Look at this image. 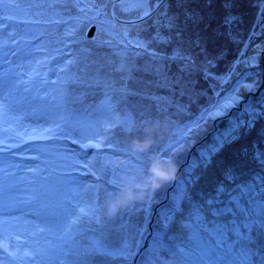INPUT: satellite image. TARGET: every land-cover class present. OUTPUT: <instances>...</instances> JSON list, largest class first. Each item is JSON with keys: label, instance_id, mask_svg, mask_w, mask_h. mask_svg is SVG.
I'll list each match as a JSON object with an SVG mask.
<instances>
[{"label": "rangeland", "instance_id": "obj_1", "mask_svg": "<svg viewBox=\"0 0 264 264\" xmlns=\"http://www.w3.org/2000/svg\"><path fill=\"white\" fill-rule=\"evenodd\" d=\"M47 4L63 5L64 10L57 14L55 11L48 9ZM123 8H128L129 10L123 11ZM155 8H157V5L154 6L153 2L150 7V15L141 20L138 19L141 12L133 8L131 0H126L124 4H121L119 0H116L115 3L112 1L108 2V0H34V6L26 10L27 14L17 13V20L25 19L39 21V23L23 24L13 22L9 28L3 29L0 32V103L6 106L4 114L0 115V148L5 149L3 152H0V189L4 192L3 201L0 204V240H6L9 251H12L17 257L16 259H12L0 252V259L7 260L8 264H34L33 259L30 257L39 260L40 264H58L55 256L58 254L56 250L57 246L61 244V241L58 239L59 233L48 217L47 210H42L40 204L48 200L54 201L59 196L61 185L58 181L61 178L66 176L75 177L86 188H90L97 182L93 172H101L107 161L120 164L126 160L122 154L113 156L114 146L109 147L107 140L103 139V137L100 138L103 146L99 149L81 148L79 144H73L68 139L46 142L29 139L33 135V129H38L43 124L42 113H46L45 103L36 100L35 97L41 95L47 98L48 93L46 88H53L55 84L46 83L45 81L58 80L57 73L50 67L47 54L52 58L55 56L51 52L57 54L61 51L57 49L58 42L52 43L56 34L46 28L45 26L47 25L54 23L56 32H59L58 35L61 32L64 33L63 35L67 34L68 38L66 39L64 38L66 36L61 35V39L64 38L66 42L74 41L73 39H69V36H72L71 34L77 32L74 24L80 25L81 22L80 27L86 30V32L94 29L91 37H87V34L85 35V38L90 41L86 42V46L83 47L84 49L82 48L83 50L81 49V53L84 56L90 55L88 58L90 64L87 65L84 72L87 75L90 73L92 79V86L90 87L91 97H95L99 101V106L109 102L105 100L107 95L105 93L106 90L102 89L101 85L104 86L103 84L107 80L106 85L109 89H111V84H114L115 81L119 84V81H117L119 79L118 75L114 79L111 76L102 75L105 74L106 67L114 63L120 67L135 66L134 69L138 74L135 76V80L138 85H140L142 78L144 79L143 76L146 72L157 76L158 82L163 85L162 91L157 86V81H149L148 79L147 82L143 83L144 88L148 90V94H153L154 89L159 88L160 94L172 97L173 95H170L168 88L175 91V97L180 98L179 103L182 104V106L176 105L177 123H174V119H170L171 122L165 120L161 104L156 106L152 101L143 98L140 92L144 88L138 91L140 94L129 95L127 99L129 109L133 114L131 116L134 119L142 117L144 121L154 120L157 123H165L164 128L168 136L162 144L155 143L154 147L163 150L166 149L169 143H173L174 147L177 148L173 154L171 163L184 164L187 170L193 173L194 178L190 180V185H185L184 187L197 206L202 204V199H204L209 185L223 177L224 173L228 172L227 169L237 168L238 162H240L239 157L243 154L246 155L251 146H254L255 142L252 141V138L257 136L258 129L264 122V120H260V118L264 119V76L260 75L264 66V34H262L264 33V18H261L260 12H258L256 7H252L250 0H244L242 6L238 8V12L241 14L236 12L235 15L228 8L229 13L225 16L224 20L226 21V18L229 16L236 17V19L231 24L226 23L227 25H225L224 29L227 32L223 31L222 34L218 35L213 32L212 39H215L216 43H219L224 51L236 57L227 66L226 74L216 76V73L219 72L218 70L222 68L218 65V62V67L209 66L208 59H204L207 56L203 60L201 59L199 56L200 52L196 48V44L199 45L198 42H194L195 44L191 45L193 47L192 54L197 56L196 59L198 61L190 59L187 66L179 64L176 69L177 64L174 62L176 60H172L173 54L169 55L167 60H165V57H162L165 56L163 53H159L161 56L155 57L151 49L138 39L136 34L141 33L142 29L147 28L148 23L145 19L147 20V17H151ZM231 9L233 10V8ZM242 14L248 20V25L246 26H241L237 21ZM247 14H249L250 20ZM158 20L161 22L163 16L158 17ZM252 21L255 23V28L248 27ZM164 22L162 21L165 27ZM174 25L177 28L176 22H174ZM192 28H194L193 24ZM247 28L251 31L254 29V32L258 30V32H255L256 38L254 40H250L251 32H248L247 36L245 32ZM173 30L171 32L174 34ZM9 32L12 35H8ZM218 32L221 33L220 31ZM49 34L53 38H49L51 37ZM190 35L193 36V34ZM224 35H228L230 42L232 38L234 39L233 42L238 46L237 48L233 46L235 51L226 50V45L223 42ZM243 36L248 37L247 40L244 41ZM145 37H148L146 33ZM50 40H52L51 43H49ZM135 46L141 47L148 54L136 51L137 60L134 64H127L128 61L126 60H122L120 63L117 62L115 56L119 55L122 59L123 56H126L130 47ZM121 47H125L127 50L124 51ZM196 50L198 55H196ZM69 52L70 45L65 47L63 55H67ZM253 56L257 58L256 65H251L250 62L246 64L245 61H249V58ZM128 58H130L129 53H127V60ZM111 59H115V61L113 62ZM225 60L223 59V61ZM170 63L173 64V71L168 73H162L161 70L153 69L158 64L167 65ZM190 66L193 70L187 68ZM54 67L59 68L57 61L54 62ZM256 68H259L257 75L245 78L246 74L252 73L253 69ZM167 69L168 67L164 70ZM203 74L215 76L216 81L213 83H217L218 86L212 87L211 90H203V86L206 83ZM229 74L230 78L228 81L230 82L222 83L221 77L229 76ZM253 79L257 81L253 95L255 97L258 96L257 100L260 104V107L255 106L254 109L260 115L253 122L251 129L249 130L246 127L241 128L240 138L230 144H226L223 149L212 157V163L206 168L204 166H197V163L191 160H187L186 162L182 160L179 164V156L177 155L182 147L176 145L175 142L181 140L183 131L191 122H185V120L191 118L192 121L195 120L204 108L215 103L216 100L224 97L234 89L238 81L249 84L252 83ZM97 81H99V85ZM179 81L181 82L180 87L176 85V82ZM183 81H185L184 84ZM231 81H233L232 88L227 90L226 86L231 84ZM153 84L156 85V88H151ZM25 89H28V91H25ZM241 89L246 88L240 87L239 90ZM219 91H222L221 96L217 95ZM209 92H211L210 97L206 95ZM235 94L238 97V102L228 111V114L230 111L238 110L241 104L248 100L242 97V94H239V92ZM207 103L208 105L206 106ZM241 111L244 112L245 110L241 109ZM166 114L172 115L173 113ZM100 115L97 118L81 116L76 119L85 122H97L100 120ZM116 117L117 114L112 115L110 121L99 123L98 127L103 131L106 124L110 123L112 125V122L117 120ZM135 120L137 121V119ZM216 129L214 132H216ZM116 132L118 136H113L114 140L119 139V129ZM187 138H184L185 141ZM40 143L50 145L44 154L46 159H32V157L38 155L33 145ZM97 152H101L102 155L96 156L95 153ZM74 153L75 156L73 155ZM38 164L44 169L43 171L36 168ZM180 169L178 166L175 167L174 179L164 182L158 189L149 190L154 203L151 204L146 214V219L140 225L146 236L145 244L149 243L152 235L163 224V216L165 214H161L159 210L163 201H173L174 197L181 194L179 186L176 191L171 192ZM43 177H47V180L43 179ZM177 180L178 185L181 179ZM165 184L169 185L166 191L163 189ZM169 192H171L170 197H168ZM100 195L102 199V191ZM33 196L37 197V199L31 200ZM185 206L186 201L182 200L181 207L184 208ZM103 212L101 211L100 215ZM142 215V210L137 209L131 217L125 220V224L131 225L135 219ZM214 218L220 220L218 217ZM105 219L97 227H102ZM177 220L179 222L175 225L174 234L176 236L180 235V237L175 242L183 247L192 232L197 230V223L193 218H189L187 213H185L183 220H179V217H177ZM184 225H190L191 227L185 228ZM110 227L120 228V223L117 221L115 224L110 225ZM40 229L44 230L40 231ZM201 234L209 240L213 239L212 237H208L207 233L202 232ZM135 239H138V237ZM25 253H28V256H25ZM42 254L51 258L47 260L41 259ZM67 258L71 259L70 256ZM168 259L170 264H178V260L175 257H168Z\"/></svg>", "mask_w": 264, "mask_h": 264}, {"label": "snow or ice", "instance_id": "obj_2", "mask_svg": "<svg viewBox=\"0 0 264 264\" xmlns=\"http://www.w3.org/2000/svg\"><path fill=\"white\" fill-rule=\"evenodd\" d=\"M113 3L116 0H112ZM124 4L126 0H119ZM159 5L166 3V0H131L132 6L140 10L138 19H143L150 15L152 3ZM189 0H177L178 4L187 3ZM211 3V0H208ZM260 5V15L264 18V0H256ZM34 6V0H0V32L7 29L13 22L16 23H39V21H30L25 19L17 20V13H26V10ZM230 7V2L226 3ZM128 11V8H123ZM186 17L190 20L197 19L193 13L186 11ZM236 17L229 16L226 23L231 24ZM174 18H170L165 25L168 28L174 27ZM8 35H12L11 32ZM255 35V33H253ZM251 39V37H250ZM179 53L174 54L177 58ZM256 65L257 58L250 57L245 63ZM71 63V61H69ZM209 64L212 62L209 61ZM61 71L65 69L61 68ZM257 73H248L247 76H255ZM229 76L221 77L222 83H227ZM55 84L56 81H45ZM99 85V81H97ZM257 86V81L253 79L252 83L245 84L238 81L236 87L228 92L224 97L216 100L204 108L200 115L191 121L182 133L180 141L175 144L183 146L185 139L191 137L196 130L202 129L210 120H216L219 117L228 115V111L236 105L238 97L236 92L240 87L253 91ZM28 91V89H25ZM219 96V93H217ZM36 100L44 102L46 113H42L43 124L38 129H33V135L30 140L38 141H57L61 139L71 140L73 144H79L81 148H96L103 146L102 140H107L109 147L115 148L113 156L122 154L126 160L123 163L115 164L107 161L101 172H93L96 176V183L90 188H86L77 178L66 176L61 178L58 183L61 185L59 196L54 200H48L40 204L42 210H47V215L59 233L58 239L61 244L58 245V254L55 256L58 264H170L168 257H175L178 264H264V176H257L256 183H242L236 186L234 190L227 189L223 184L216 186V195L210 198L202 199L207 212L212 217L224 218L215 220V227L208 229L205 216L202 214L199 206L194 204L191 196L187 194L185 185L189 181L178 182L180 195L173 198L170 210L163 216V224L152 235L151 243L145 244L146 236L140 226L151 204L154 200L151 195L145 200L133 201L131 204L123 207L114 217L106 218L102 227L101 211H106V205L119 195L125 185V178L132 177L135 174L136 183H139L140 175L147 177L152 167L153 156H158L161 160L172 162L173 154L177 148L173 143H169L166 149H156L151 146L147 151L132 152L130 144L134 140L143 141L147 138L146 130L148 121L137 124V121L128 114L123 117H117L116 124H106L103 131L98 127L99 123L110 121V117L116 114L114 105L110 102L101 105L100 120L97 122H85L80 119H73L66 113L63 97H53L55 104H49L45 96L38 95ZM106 101L110 98L105 97ZM6 106L0 103V115L5 112ZM245 111L250 119L229 121V128L221 133H216L213 137V143L206 145L200 150L199 159L206 168L212 163V157L217 154L226 144H230L240 138V129H251L253 122L260 113L253 108H247ZM118 127L119 139L114 140L112 133H109V127ZM97 141V142H93ZM27 142V141H25ZM190 142V141H189ZM50 147L47 143L33 145L38 155L32 159L40 160L45 158L44 154ZM5 149L0 148V152ZM75 156V153L73 154ZM96 156L102 155L101 152L95 153ZM264 154L257 153L256 158L264 164ZM37 169H44L38 164ZM237 177L229 170L225 173L226 180H235ZM47 180V177H43ZM43 187V186H42ZM169 185L165 184L163 189L166 191ZM259 187V191H257ZM103 193L101 199L100 193ZM232 191L238 194H232ZM228 195L227 201L219 199L220 196ZM4 192L0 189V204L3 201ZM37 197H31L36 200ZM186 201V206L181 207V201ZM222 204V207H213V205ZM137 209L142 210L143 215L133 221L131 225L125 224V220L131 217ZM185 213L189 218H193L197 223V230L193 231L184 246H180L175 241L178 238L174 234L175 225L179 220L185 218ZM120 223V228H111L110 225L116 222ZM44 229H40L43 231ZM207 233L209 240L201 233ZM138 239H135L137 238ZM83 241V242H82ZM0 252L7 257L16 259L17 257L6 245V240H0ZM28 256V253L24 254ZM71 257L68 259L67 257ZM34 264H40L34 257ZM42 254L41 259H50ZM0 264H8L7 260L0 259Z\"/></svg>", "mask_w": 264, "mask_h": 264}, {"label": "trees", "instance_id": "obj_3", "mask_svg": "<svg viewBox=\"0 0 264 264\" xmlns=\"http://www.w3.org/2000/svg\"><path fill=\"white\" fill-rule=\"evenodd\" d=\"M99 1V0H97ZM112 0H108V2H111ZM244 0H211V3L208 2V0H189L187 3L178 4L177 0H166V3H161V5L157 6L155 8V11L153 10V14L151 17H147V20L145 21L148 23L147 28L142 29L141 33L136 34L138 36V39L143 41L146 46L151 49L153 52V55L155 57L161 56L159 53H163L162 57H165L163 59L167 60L169 58V55L179 53L177 58H173L178 68L179 64H183L187 66L188 61L190 59L198 61L196 59L197 56L192 54L193 47L192 44H195L194 42H198L196 44V48L200 52V57L203 60L205 56L208 59V62L211 61L212 63L209 64V66L216 67L217 62L218 65L223 69H219L218 73H216V76L224 75L226 74V68L229 66L232 62V60L235 59L236 56L231 55V53L224 51L223 47H220L219 43H216L215 39H212V33L215 32L217 35L222 34L223 31L227 32L224 27L226 24L224 18L226 15H228L230 8L232 13L236 12L238 14H241L238 12V8L242 6V2ZM230 2L231 6L226 7V3ZM250 3L252 4V7H257V10L260 11V5L256 2V0H250ZM48 5V9L55 11L57 14L61 13L63 9V5L57 6L54 5ZM155 6V3H154ZM233 8V10L231 9ZM186 11L189 13H193L197 16V19L190 20L186 17ZM155 15V16H154ZM163 16V20L165 21L164 24L166 25L170 18H174L173 23H177V28H166L164 27L162 21L159 22L158 17ZM249 20L250 16L247 14ZM126 22V21H122ZM241 26H243L240 22H238ZM54 24V23H53ZM43 25L49 30H52L54 34H56V37L53 38L52 43L58 42L57 49L61 52L55 54V52H51L54 54L55 57H52V60L50 62V67L57 73V81L55 83V86L53 88H46L48 96L46 98L47 103L49 104H55L56 101L53 100V97H63L65 102V109L66 113L71 116V118L76 119L77 117L86 116L87 118H97L101 111V105L99 106V101L95 99V97H91V76L90 73L87 75L84 70H86L87 65H89L90 60L88 59L90 55H82L81 49L86 46V42H89L90 40H87L85 38L86 30L81 29L79 24H74L77 32L74 34H71L72 36H69V39H73L74 41L66 42L65 39L68 38V36L61 39V35L64 33L61 32L60 35L59 32H56V28L54 25ZM192 24L194 28H192ZM51 26V27H50ZM239 27V26H238ZM245 27V26H244ZM246 28V27H245ZM175 29V30H173ZM45 30V29H44ZM171 30L174 31V34L171 32ZM220 31L221 33H219ZM245 32L248 36V32H251V39L254 40L256 38V34L253 35V33L258 32L257 30L254 32L250 29H245ZM145 33L148 35V37H145ZM193 34V36L190 35ZM264 34V33H262ZM259 37V36H258ZM248 37L243 36L244 41L247 40ZM55 40V41H54ZM64 40V41H63ZM52 40L49 41L51 43ZM62 41V42H61ZM223 42L226 45V50L228 51H235L234 47H238L233 41H229L228 35L223 36ZM77 43V44H76ZM114 44H116L113 41ZM70 45V52L67 55H63V51L65 50V47H68ZM119 46V44H117ZM136 47V48H135ZM130 47V50L127 52L130 55V58L127 60V53L126 56H123L121 59V56L117 55L115 56V59L118 63L122 60L128 61L127 64H134L137 60L136 51L137 52H143L144 54H148L147 51H143L141 47L135 46ZM124 51L127 50L125 47H121ZM210 48V49H209ZM84 49V48H83ZM82 49V50H83ZM141 49V50H140ZM208 49V51H207ZM207 51V52H206ZM151 53V52H149ZM196 55H198L196 50ZM68 57V58H65ZM139 57V56H138ZM115 59H111L113 62ZM223 59H226L223 61ZM57 61L59 64L58 67H54V62ZM71 61V63H69ZM186 62V63H184ZM172 63V62H171ZM165 64L161 65L158 64L156 68L161 70L162 73H168L170 71H173V64ZM190 65V64H189ZM84 67V68H83ZM135 66H123L120 67L114 64H110L105 69V74L102 75H108L111 76L113 79L116 75H118L119 84L114 82V84H111V89L107 87L106 83L101 85L102 89L106 90L107 97L110 98V101L115 109L117 117H123L125 114L133 115L129 109V103L127 97L129 95H137L142 94L143 98H146L149 101H152L154 105L159 106L161 104L162 110L164 111V117L167 122H171L170 119H174V123H177L178 115H177V108L176 105L182 106L181 103H179L180 98L175 97V91L171 88H168V92L170 95H173L172 97L163 96L159 92V88L162 91V84L158 82V77L153 76L151 74H148L149 72H146V74L143 76L140 85L136 84L135 76H137V72L134 69ZM166 67H168L167 70H164ZM218 67V66H217ZM65 69L64 71H61L60 69ZM189 70H193L190 67H187ZM259 68L253 69L252 73H257ZM185 70V68H183ZM90 72V71H88ZM204 72V71H203ZM202 74V73H201ZM261 76H264V66L263 70L260 73ZM204 80L205 84L203 86V90H211L212 87L218 86L215 82V76L213 75H205ZM149 81L155 80L157 81V86L159 88H156V85H151V88L154 89L153 94L147 93V88H144L143 83ZM233 80V79H232ZM230 82V81H228ZM232 82L231 84H228L226 86L227 90H230L232 88ZM152 83V82H151ZM185 81H183V84ZM236 83V82H235ZM177 86H181V82H176ZM144 88V89H143ZM143 89V91H141ZM184 90V89H183ZM217 90V89H216ZM138 91H141L140 93ZM239 94L241 93L242 97L248 99L247 102L245 101L241 106L238 108V110L230 111L229 116L222 118V119H216V120H210L202 129L196 130V133L193 134L191 137L187 138L185 143L183 144L180 152L177 156H179L178 162L179 164L183 161L191 160L195 161L197 163V166H203L199 159L200 150L205 147L206 145L213 143V137L216 133L224 132L229 128V121L232 119H238V120H245L247 121L249 119V115L246 111L242 112L241 109H247V108H255L260 107V104L258 103L257 97L253 95V91H247V89H241L238 91ZM222 91H219V95L221 96ZM208 97L211 96V92L206 93ZM261 96V94H259ZM208 103L206 104V106ZM99 106V107H98ZM166 113L172 114L168 115ZM264 113V110H263ZM116 117V118H117ZM139 118V117H138ZM137 117V124H140L144 121L142 117L138 119ZM260 120H264L263 118ZM192 121L191 119H186L185 122ZM148 128L149 127H155L156 131L154 132V139L156 140V143L159 145L164 142L166 139L167 132L164 128L165 123H157L154 120L148 121ZM184 122V123H185ZM116 123L112 122V125ZM217 128V129H216ZM216 129V132L214 130ZM118 130V127H109L108 131L109 133L114 134L113 136H118V133L116 132ZM240 131V130H239ZM262 131V133H261ZM259 135V136H258ZM190 141V142H189ZM252 141L255 142L254 146L249 149L246 155H242L239 157L238 167L235 169H227V171L231 170L235 176L237 177L235 180H226L225 179V173L223 177H221L218 181L211 183L208 187V191L205 194V198H210L212 196L216 195L215 189L216 186L219 184H223L227 189L234 190L237 185L242 183H256L259 185V182L255 180V177L257 176H264V164L260 162V159L256 158L257 153L264 154V122L261 124V127L258 129L257 136L252 138ZM184 148V149H183ZM251 150V151H250ZM264 158V157H262ZM175 167L178 166L181 168L178 172V175L176 176V182L174 184V187H172L171 192L176 191L179 187L177 186V179L183 178V180L189 181L187 186L190 185V180L194 178L193 173L189 172L187 170V167L178 164H174ZM184 166V167H183ZM257 191H259V187H257ZM171 192L168 193V197H170ZM203 194V193H202ZM232 194H238V192L232 191ZM219 199L223 201H227L228 195L220 196ZM173 201H163V204L160 206V213L166 214L171 207V204ZM219 205V206H216ZM213 205V207H222L224 205L222 204H216ZM199 208L201 209V212L205 216L206 220V226L209 228H213L215 224L213 221L218 220L217 218H214L211 216L210 213L207 212V209L205 205L199 204ZM221 221L224 218L218 217ZM177 237H180V235H177ZM151 243V240L149 241Z\"/></svg>", "mask_w": 264, "mask_h": 264}, {"label": "clouds", "instance_id": "obj_4", "mask_svg": "<svg viewBox=\"0 0 264 264\" xmlns=\"http://www.w3.org/2000/svg\"><path fill=\"white\" fill-rule=\"evenodd\" d=\"M155 127H149L146 130L147 138L143 141L134 140L130 144L132 152L147 151L156 143L154 139ZM152 167L147 177L140 175L139 183H136L135 174L132 177L125 178V185L118 196L109 201L106 205V211L101 215V221L105 218L114 217L123 207L131 204L133 201L145 200L150 195L149 190H155L162 186L166 181L174 179L175 165L171 162L163 161L158 156H153ZM123 163V162H121ZM190 228V225H184Z\"/></svg>", "mask_w": 264, "mask_h": 264}, {"label": "bare ground", "instance_id": "obj_5", "mask_svg": "<svg viewBox=\"0 0 264 264\" xmlns=\"http://www.w3.org/2000/svg\"><path fill=\"white\" fill-rule=\"evenodd\" d=\"M257 8V7H256ZM258 12H260L259 10H258ZM237 21L238 22H240L242 25H248V20L243 16V14H242V16L240 17V18H238L237 19ZM251 25L250 26H248V27H253V28H255V23L252 21V23H250ZM254 30V29H253ZM258 31V30H257ZM46 34H48V32H46ZM63 36H67V34H65V35H63ZM234 39L232 38L231 39V41H233ZM46 48H47V46H46ZM19 51V50H18ZM47 58L49 59H45V60H48L49 61V63L51 62V60H52V58L47 54ZM147 244H149V243H147ZM146 244V245H147ZM57 251H58V248L56 249ZM134 264H135V262H134Z\"/></svg>", "mask_w": 264, "mask_h": 264}, {"label": "water", "instance_id": "obj_6", "mask_svg": "<svg viewBox=\"0 0 264 264\" xmlns=\"http://www.w3.org/2000/svg\"><path fill=\"white\" fill-rule=\"evenodd\" d=\"M89 32V33H88ZM87 32V37H91V35L93 34V32H94V29L93 30H90V31H88Z\"/></svg>", "mask_w": 264, "mask_h": 264}]
</instances>
